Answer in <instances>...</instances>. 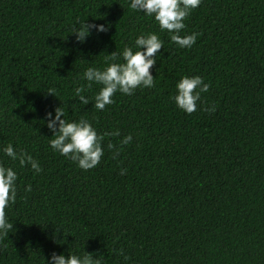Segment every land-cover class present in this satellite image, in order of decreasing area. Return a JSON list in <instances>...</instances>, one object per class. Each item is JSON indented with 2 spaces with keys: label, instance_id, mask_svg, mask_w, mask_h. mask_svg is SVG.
Here are the masks:
<instances>
[{
  "label": "trees",
  "instance_id": "trees-1",
  "mask_svg": "<svg viewBox=\"0 0 264 264\" xmlns=\"http://www.w3.org/2000/svg\"><path fill=\"white\" fill-rule=\"evenodd\" d=\"M129 3L0 0V149L11 143L41 168L0 151L17 173L0 264H47L53 252L100 264H264V0H201L180 33L198 34L191 48ZM84 23L108 28L78 42ZM153 32L163 43L153 87L116 92L101 111L93 84L80 102L87 67L113 51L122 62L125 46ZM181 75L209 84L191 114L171 99ZM56 107L103 135L94 168L49 147L45 114Z\"/></svg>",
  "mask_w": 264,
  "mask_h": 264
},
{
  "label": "clouds",
  "instance_id": "clouds-1",
  "mask_svg": "<svg viewBox=\"0 0 264 264\" xmlns=\"http://www.w3.org/2000/svg\"><path fill=\"white\" fill-rule=\"evenodd\" d=\"M201 0H130L129 7L132 10L142 12L145 16L152 17L158 24L161 31L170 33V40L180 48H191L195 43L197 33L181 35L185 28L184 19L189 15L190 10L199 6ZM106 24H88L82 26L76 34L78 42H83L89 34L90 29L96 32L107 31ZM163 46L162 41L156 33L138 35L133 46H125L119 53L122 62L116 61V53L113 51L107 54L103 67L89 66L83 71L82 79L85 84L75 88L74 95L82 104H87L89 99L82 93L91 89L92 85H98L94 93V106L97 110H104L106 105L113 103V95L120 92L125 95L133 94L137 87L151 88L154 86V77L150 68L156 61V55ZM209 84L203 81L198 75H181L175 83V94L171 97L177 108L186 114H191L197 109V102L200 101L201 93L207 92ZM49 93L54 94L52 90ZM209 112L215 110V105L206 109ZM46 126L52 132V139L49 140V147L58 152L61 156L73 161L82 170L94 168L104 155L101 145L103 135H99L92 124L81 118L79 120H66L62 108L56 107L53 112H48ZM104 135L118 136L116 130ZM132 141V136H124L120 144L127 145ZM108 148H113L111 143ZM0 151L12 161H18L23 167L28 164L35 173L41 171L39 163L28 153L21 150H14L11 143L4 146ZM118 155V152L115 153ZM114 155V158H115ZM121 174L126 168L120 170ZM17 173L12 167L0 164V235H7L12 227L5 217V208L15 202L16 199ZM25 191H31L30 186ZM47 264H100V261H93L91 256L80 257L76 254H57L53 252Z\"/></svg>",
  "mask_w": 264,
  "mask_h": 264
}]
</instances>
